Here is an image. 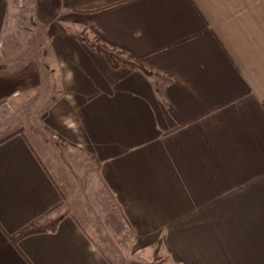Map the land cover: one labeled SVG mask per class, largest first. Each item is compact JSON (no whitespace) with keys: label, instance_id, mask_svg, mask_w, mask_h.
Segmentation results:
<instances>
[{"label":"crops","instance_id":"1","mask_svg":"<svg viewBox=\"0 0 264 264\" xmlns=\"http://www.w3.org/2000/svg\"><path fill=\"white\" fill-rule=\"evenodd\" d=\"M10 2L0 0V264H149L155 251L164 264H264V0H35L46 50L17 66L1 49ZM82 31L154 75L112 67ZM30 128L51 136L46 157ZM76 169L112 202L113 256L60 211L87 179ZM59 215L54 230L12 240Z\"/></svg>","mask_w":264,"mask_h":264},{"label":"rangeland","instance_id":"2","mask_svg":"<svg viewBox=\"0 0 264 264\" xmlns=\"http://www.w3.org/2000/svg\"><path fill=\"white\" fill-rule=\"evenodd\" d=\"M34 2L35 0H11L10 2L1 33V49H3L4 52L8 51L11 53L12 60L8 63L11 66H17L25 59L31 57H37L36 59L40 60L43 56L42 52L46 50L47 42L45 30L37 26L33 19ZM17 122L16 120L12 123ZM17 129L20 130L22 128L20 127ZM25 134L28 135L40 156L43 158L48 151L46 149L44 150L43 147L50 146L48 140L51 139V136L49 133L36 128H30ZM52 159L54 160L53 157ZM46 163L60 183L66 180V177L63 178L60 176V171L54 170V168L51 167V160L49 162L46 161ZM74 171L76 172V177L87 179H84V184H77L68 188L69 194L64 205L60 207V211L66 209V211H71L73 214L78 215L82 225L92 234L93 238L107 250L109 256H113L114 248L111 247L116 243V236L114 235L115 228H113V226H107L105 222V218L108 219L106 211L111 208L110 205L107 206V204L112 202L108 198L106 204L100 194V186L96 184L97 178L95 177L97 175L90 173V169H86L85 171L76 169ZM67 181L69 183V176H67ZM109 219L112 218L109 217ZM125 241L128 242L127 238ZM119 249L121 250L122 248L119 247ZM147 252L146 250V254L142 252L141 255L145 256ZM115 255L116 254H114V256Z\"/></svg>","mask_w":264,"mask_h":264},{"label":"trees","instance_id":"3","mask_svg":"<svg viewBox=\"0 0 264 264\" xmlns=\"http://www.w3.org/2000/svg\"><path fill=\"white\" fill-rule=\"evenodd\" d=\"M76 37L85 44H87L94 51L103 54L107 59V61L109 62V64L114 68L126 66L134 69H139L148 76L154 75L151 71H149L146 68V66L139 59L135 58L125 50H118L112 48L108 46L106 43H104L102 40H100L98 37L95 36L89 37L87 33H85L84 31L77 33ZM3 68L4 65H0V69ZM2 140L3 138L0 139V141ZM61 217L62 215H59L55 218H45V219L33 221L29 223L27 226H25L23 229L18 231L11 238L14 242H16L17 240L31 233H36L43 230H54ZM149 264H164V263L159 261L155 251L154 260L149 262Z\"/></svg>","mask_w":264,"mask_h":264}]
</instances>
